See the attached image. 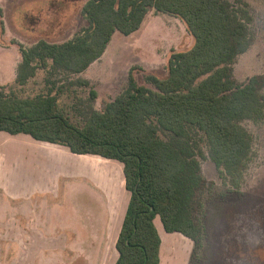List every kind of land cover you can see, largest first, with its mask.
I'll return each mask as SVG.
<instances>
[{"label":"trees","instance_id":"16d2710c","mask_svg":"<svg viewBox=\"0 0 264 264\" xmlns=\"http://www.w3.org/2000/svg\"><path fill=\"white\" fill-rule=\"evenodd\" d=\"M151 8L178 16L192 45L171 51L165 77L146 76L153 87L139 83L130 68L127 87L104 109L87 103L84 112L77 108L81 120L73 118L60 102L65 86L56 88L52 77L85 71L102 57L116 31L139 30ZM82 13L88 24L71 39H40L21 47L15 82L25 86L39 69H50L45 82L51 86L34 94L1 88L0 131L123 164L130 198L114 264H160L158 216L167 232L191 238L195 253L204 240V224L195 216L205 181L201 142L222 173L235 178L253 149L241 121H264V75L243 82L233 75V63L253 41L250 6L245 0H86ZM77 82L91 85L85 77ZM96 96L92 88L91 100Z\"/></svg>","mask_w":264,"mask_h":264},{"label":"rangeland","instance_id":"374dc122","mask_svg":"<svg viewBox=\"0 0 264 264\" xmlns=\"http://www.w3.org/2000/svg\"><path fill=\"white\" fill-rule=\"evenodd\" d=\"M245 1L253 16V41L233 63V75L239 82L264 75V0ZM85 2L0 0V89L34 94L51 86L45 82L50 69H39L25 86L15 82L21 47L30 48L40 39H71L88 24L82 13ZM192 42L178 16L151 8L139 30L129 35L116 31L102 57L87 70L71 75L57 72L52 80L56 88L65 86L60 102L69 107L73 118L81 120L77 108L84 112L85 104L91 103L104 109L106 102L127 87L130 68L139 83L153 87L146 76L165 77L171 51L187 49ZM80 77L88 78L91 85L78 84ZM92 88L97 90L94 100ZM241 125L250 132L253 149L235 178L222 173L201 142L204 154L198 158L205 181L197 194L195 216L204 224L203 245L193 253L191 238L179 232L165 237L162 247L170 255L165 258L167 264H264V121L245 119ZM0 133V138L10 136L0 147L2 180L9 183L31 177L34 183L27 197L10 198L0 189V264H114L118 223L130 197L123 164L96 155H73L60 146L35 150L21 137ZM37 153L47 160L38 159ZM96 163L117 177L107 175L106 182L98 179L89 168ZM106 201L112 211L110 235L104 228L110 217ZM93 212L104 229L97 225V235L89 237L88 220ZM155 222L163 232L161 219Z\"/></svg>","mask_w":264,"mask_h":264},{"label":"crops","instance_id":"0c3cea01","mask_svg":"<svg viewBox=\"0 0 264 264\" xmlns=\"http://www.w3.org/2000/svg\"><path fill=\"white\" fill-rule=\"evenodd\" d=\"M96 61H94L93 63H95ZM12 135H15V136H12L13 138H15V137L16 138L21 137L22 140H23L22 141L23 143L29 144L35 150L39 146H44V145L47 146L48 145L50 147H56V148H57V146L64 147V148L68 149V151H70V149L67 146H65V145H60V144L51 143V142H48V141L38 140V139H35L34 137H32L31 135L26 134V133H19V134H12ZM9 137L10 136H8V134H5V135H3L0 138V147H1V144L4 141H6ZM57 149H59V148H57ZM70 153L73 154V155L78 154V153H73L71 151H70ZM37 155H38V157H37L38 159H44L45 161L47 160L40 153H37ZM90 155H94V154H90ZM97 156H99V155H97ZM107 159H109V158H107ZM110 160H115V159H110ZM115 161H118V160H115ZM118 162H120V161H118ZM31 179H32L31 177H30V179H29V177H25L24 180H22V178L21 179L14 178V179L10 180L9 183L8 182L5 183L2 180V178L0 177V189H3L9 195L10 198L23 197V196L24 197H27L28 195H31V193H33V191H34L33 190L34 183L32 184V182H30ZM128 202H129V200L127 201L126 209H127V206H128ZM105 205L107 206V213H106V215H110V217H108V221H106V223L104 225V228H106V227L108 228L109 235H110V232H111V229H112V223H113V221H112V211H111V208H110L111 206L109 205V203H107V201L105 202ZM126 209L124 210V214H123L122 221L118 223V234H119L120 229H121V226H122V222H123V219H124V216H125V213H126ZM157 218L159 219L160 217L158 216ZM97 225H98V223H97L96 213L94 214V212H93L91 214V217H89V220H88V236L89 237H92L94 235H97ZM98 228L102 229L103 228L102 227V224H101V227L98 225ZM158 230H159V228H158ZM162 230H163V232L159 230V233H160V236H161V239H162L161 248H160V258H161L160 264H167V261H165V258L167 259L168 256H170V255L167 256L166 252L163 251V247H162V245H163V239H165V237L168 238L169 236L174 235L177 232L170 233V232H167L165 229H162ZM118 234L116 236V239L118 237Z\"/></svg>","mask_w":264,"mask_h":264},{"label":"bare ground","instance_id":"6f19581e","mask_svg":"<svg viewBox=\"0 0 264 264\" xmlns=\"http://www.w3.org/2000/svg\"><path fill=\"white\" fill-rule=\"evenodd\" d=\"M97 164V163H96ZM89 168H90V170L92 171V173H96V176H97V178L98 179H101L102 181H104V182H106V176L107 175H109V176H113L114 177V175H113V173H112V171L111 170H108L105 166H104V164H97V165H93V166H89ZM89 168H88V170H89ZM116 177H117V174H116ZM116 177H114V178H116ZM111 179V178H110ZM110 182H111V180H110ZM113 182V181H112ZM108 183V182H107Z\"/></svg>","mask_w":264,"mask_h":264}]
</instances>
